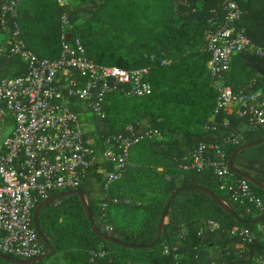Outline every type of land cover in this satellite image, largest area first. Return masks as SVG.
I'll return each mask as SVG.
<instances>
[{"label": "trees", "instance_id": "trees-1", "mask_svg": "<svg viewBox=\"0 0 264 264\" xmlns=\"http://www.w3.org/2000/svg\"><path fill=\"white\" fill-rule=\"evenodd\" d=\"M11 1L0 0V46H9L19 30L20 39L37 56L55 60L62 51V17L66 15L68 39L79 38L89 59L128 70L148 68L153 88L151 95L135 97L126 95L115 83L117 89L106 96L104 117L94 114L90 102L69 101L70 108L80 114L85 143L99 156L109 137L128 135L129 127L135 135L143 136L132 148L122 178L110 189H106V173L113 167L102 158L79 187L97 229L127 246L99 237L80 196L70 194L39 211L37 226L54 253L33 264H264V234L249 243L243 235L232 233L235 227L255 230L264 225V219L249 225L264 212H248L222 189L220 178L213 173L180 167L202 143L223 145L229 162L240 147L264 137V125L250 131L248 120L235 109L215 113L218 92L208 67L211 54L206 36L214 19L220 24L224 21L225 0H76L62 5L59 0H19L17 16L3 17L2 7ZM236 1L245 12L239 27L264 48V8L255 10L252 0ZM26 74L27 66L19 57L2 54L0 79ZM73 74L81 80L78 72ZM226 83L236 92H260L264 100V58L247 52L234 55ZM149 131L159 134L145 136ZM232 136L244 138L235 145L225 144ZM263 147L264 142H260L235 155L231 181L245 179L244 173L264 184ZM207 156L220 159L213 151ZM248 182L264 202V187ZM147 185L159 186L151 198ZM187 185L212 191L243 223L206 192L183 190L167 210L160 241L146 248L158 237L171 194ZM124 189H140L144 194L130 197L124 195ZM67 191L52 192L49 197ZM45 199H38L35 210ZM111 207L133 213L138 220L111 229L106 212ZM49 252L45 244V253ZM4 255L10 260L0 258V264L22 260Z\"/></svg>", "mask_w": 264, "mask_h": 264}, {"label": "built area", "instance_id": "built-area-1", "mask_svg": "<svg viewBox=\"0 0 264 264\" xmlns=\"http://www.w3.org/2000/svg\"><path fill=\"white\" fill-rule=\"evenodd\" d=\"M18 7L19 0L3 5V17H16ZM224 10V21L220 24L214 19L206 36L211 54L208 67L218 92L215 113L235 109L238 116L248 120L249 130L254 131L264 125V100L259 93L234 91L226 83V73L234 55L247 52L264 58V48L247 36L245 28L239 27L245 12L236 0H225ZM62 23V51L55 60L37 56L20 39L19 30L14 32L9 46H0V57L8 53L27 66L24 76L0 79V253L22 260L45 254V244L34 224L38 199H47L52 192L79 189L99 158L112 164V170L106 173V189H110L126 171L132 148L143 139L129 127L130 134L109 137L99 156L85 143L80 114L70 108L69 101L77 98L90 102L94 114L104 117L106 96L117 89L115 83L128 96L145 97L153 92L148 68L128 70L96 64L88 58L79 38L68 39L66 15ZM75 72L81 75L80 81L73 77ZM9 119L14 122L13 129L2 137ZM154 134L159 132L149 131L145 136ZM240 139L232 136L225 144L235 145ZM208 151L218 154L220 159L212 160ZM226 159L223 145L202 143L180 167L213 173L220 178L222 189L245 205L248 212L263 213L264 202L248 180L231 181L233 172ZM213 224L218 228V224ZM232 233L243 235L251 243L264 234V225L255 230L235 227Z\"/></svg>", "mask_w": 264, "mask_h": 264}, {"label": "water", "instance_id": "water-1", "mask_svg": "<svg viewBox=\"0 0 264 264\" xmlns=\"http://www.w3.org/2000/svg\"><path fill=\"white\" fill-rule=\"evenodd\" d=\"M260 142H264V137L259 140V141H254V142H251L247 145H244L242 147H240L237 151H235V153L233 154V156L231 157L230 161H229V167L231 169L232 172H235L234 170V167H233V162H234V158H235V155L242 151V150H245L247 148H250ZM241 175L255 183L257 186L259 187H264V184H262L261 182L257 181L256 179H254L253 177H251L250 175H247V174H244V173H241ZM189 189H198V190H202L204 192H206L214 201H216L223 209H225L231 216L235 217L237 219V221L239 223H243V221L237 217V215L235 214V212L230 208L229 205H227L220 197H218L216 194H214L212 191L206 189V188H203V187H198V186H193V185H187V186H183V187H180L178 188L177 190H175L170 198L168 199V202L166 204V207L162 213V217H161V220H160V224H159V232H158V237L156 239L155 242H153L152 244L146 246V248H152L153 246H155L161 239L162 237V232H163V226H164V220H165V217H166V213H167V210L171 204V202L174 200L176 194H178L179 192L183 191V190H189ZM70 194H78L80 196V199H81V202L83 204V206L85 207V210L87 212V215H88V218L91 222V225H92V228H93V231L101 238L107 240V241H110V242H114V243H117V244H123L111 237H109L107 234L99 231L97 229V227L95 226V223H94V220H93V217H92V214H91V211H90V208H89V205H88V202H87V199L83 193L82 190L80 189H76V190H71V191H67V192H64V193H60L58 195H55V196H51L47 199H45L38 207L37 209L35 210V213H34V224H35V228L37 230V232L39 233L42 241L48 246L50 252L49 253H45L37 258H34V259H27V260H12L14 263H17V264H33V263H36V262H39L45 258H48L50 257L53 253H54V249L53 247L51 246V244L49 243V241L43 236V234L41 233L39 227L37 226V217H38V213L39 211L44 207L46 206L47 204H49L50 202H53L54 200H57V199H60L62 197H65V196H68ZM264 219V215L260 216L258 219H256L255 221L249 223V225H255V224H259L261 223V221ZM124 246H127L126 244H123ZM0 258H3V259H6V260H10L7 256H5L4 254L0 253Z\"/></svg>", "mask_w": 264, "mask_h": 264}, {"label": "crops", "instance_id": "crops-1", "mask_svg": "<svg viewBox=\"0 0 264 264\" xmlns=\"http://www.w3.org/2000/svg\"><path fill=\"white\" fill-rule=\"evenodd\" d=\"M252 4L255 7V10H259L261 7L262 9L264 8V0H252ZM260 94V92H258ZM14 122L9 119L6 124L5 128L2 131V137H6L13 129ZM4 132L6 133V136H4ZM124 195L130 196V197H141V195L144 194L143 190H138L137 191H130L129 189H124ZM108 208V206H107ZM106 208V209H107ZM108 220H111L112 224H108V227L112 229L113 226H119V227H125V225H130L134 220H138V216H136L133 213L125 212L124 210H118L116 208H110L109 210H106Z\"/></svg>", "mask_w": 264, "mask_h": 264}, {"label": "rangeland", "instance_id": "rangeland-1", "mask_svg": "<svg viewBox=\"0 0 264 264\" xmlns=\"http://www.w3.org/2000/svg\"><path fill=\"white\" fill-rule=\"evenodd\" d=\"M76 0H59V3L62 5V4H66V3H68V2H75ZM1 36V35H0ZM4 136H6V133L4 132ZM260 148V147H259ZM264 148V147H263ZM159 188V186L158 185H152V186H150V185H147L146 186V192H149L150 193V195H148L150 198L152 197V196H154L155 194H156V192H157V189ZM152 195V196H151Z\"/></svg>", "mask_w": 264, "mask_h": 264}]
</instances>
